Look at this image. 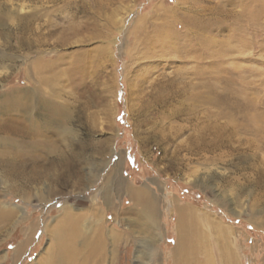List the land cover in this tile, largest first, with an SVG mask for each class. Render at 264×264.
Masks as SVG:
<instances>
[{"label":"rangeland","instance_id":"1","mask_svg":"<svg viewBox=\"0 0 264 264\" xmlns=\"http://www.w3.org/2000/svg\"><path fill=\"white\" fill-rule=\"evenodd\" d=\"M41 36L45 44L34 43ZM39 55L66 70L53 97L32 73ZM204 83L216 86L219 113L213 120L201 113L199 123L231 119L236 126L215 151L197 155L177 145L196 140L197 120L167 118L155 128L160 105L148 117L139 113L164 85L178 92L169 100L181 108L189 94L205 93ZM6 123L21 132L5 135ZM179 124L186 128L172 139ZM5 154L23 162L22 176L34 172L40 180L21 179L14 191L17 180L0 165V202L15 210L13 224H0V264L63 260L56 231L66 210L83 214L81 228L91 238L97 223L121 231L115 255L107 240L102 264L204 260V251L184 254L183 242L178 246L177 205L230 229L222 242L211 237L215 264H264V0H0ZM116 164L128 186L159 198L157 221L149 222L126 190L112 193L114 208L104 202L100 187ZM69 173L68 182L50 180Z\"/></svg>","mask_w":264,"mask_h":264},{"label":"bare ground","instance_id":"2","mask_svg":"<svg viewBox=\"0 0 264 264\" xmlns=\"http://www.w3.org/2000/svg\"><path fill=\"white\" fill-rule=\"evenodd\" d=\"M22 29H24V27ZM26 29L29 31H33L32 26H29V25L26 26ZM43 37L44 36H41V38L37 37L38 39H36L34 43L36 44L39 43L40 45L45 44L46 41L44 40ZM30 42L33 43L32 41ZM40 56L41 55H39L35 60V63L32 68V73L34 74L36 79L39 81V85L45 84L51 88V89L49 88L51 91L49 95L53 97L61 93V91H59L58 89L59 85L57 86V84H58V81L62 79L61 76L63 72L65 73L66 70L61 71V69L59 68L56 69L53 66V63H51V61L42 60ZM167 87L168 85L167 86L164 85L163 87H161V89L158 90V93L154 97H152L151 100L147 101V103L142 107L139 113L141 114V116L148 117L150 113H153L152 109L154 108V106L160 105L162 109H159L158 112L160 113L159 119L161 120L156 122L155 128L158 127L159 125H162L165 119L167 118L185 116L186 118L184 119L189 123L192 119L197 120L199 118V115H201V113L205 115L204 116V118L206 117L205 119L208 118L210 120H213L212 119L213 115L219 113L218 111H216V107H214V105L217 104L220 100L219 95L217 93H214L216 91L215 85H210V84H205V83L201 84L202 89L204 88L203 91L206 90L207 92L205 91L204 94L203 92L201 94L199 93L189 94L188 93L189 97L186 96L184 100H181V101L179 100L180 103L183 105V107L181 108H177L175 105L173 106V101L169 100V98L175 92L176 93L178 92L173 89L170 92H167L169 91ZM185 92H187V89H185ZM40 93L47 95V93H43V91H40ZM182 94H183V91H182ZM201 106L206 107V109L204 110L200 109L199 107ZM55 108L56 107L53 108L54 114L56 113V110L58 107L56 109ZM234 122L235 121H232L231 119H229L224 124H220L217 121H210L208 123L200 124L199 121L197 120L196 122H194L195 129H197V132H198L196 136V140H192L191 139L192 137L189 138L190 141L185 146L181 145V142H179L177 143L178 148L180 149L184 147L185 149L188 150L189 153L197 154V155L202 154L206 149L215 151L216 147L218 146L217 145L218 142H221V137L223 136L222 134L234 133L233 128H235L236 126ZM5 125L6 127L4 126V128H1V131H3L5 135H9L12 132L19 134L21 132L20 130H22L16 124L8 125L6 123ZM247 126L249 125H246V127ZM155 128L154 130L156 132ZM185 128H186V124H179L176 127L174 126L173 130L171 131L173 134L172 139H178V137L183 133ZM166 136L167 134H164L162 137L166 138ZM48 148L49 147H45V149H48ZM52 155H58L59 158H61V160H64V158L66 157V155L62 153L61 151L60 152L55 151L53 152ZM66 164H68L66 161L61 162L63 172H66L67 170L68 165ZM0 165L3 166V170L5 171L6 175L11 176L12 180H17V181H13V184H12V189L14 191H17V192L21 191L19 187V183H22L21 179L26 178V180L28 181L25 180V184H28V185H30L29 183H32L29 181L40 180L39 177H36L35 175L36 173H34L33 171H32L33 174L31 173L30 175L22 176V170L24 166L23 162L18 163L15 156H10V154H5L3 157H0ZM33 168L35 167L33 166ZM69 175L64 179L57 177L58 174L57 176L52 175L50 177L51 178L50 180L51 182H54V181L56 182L61 181V183L68 182L72 178L73 174L69 173ZM102 183L103 185L100 188L103 193V197L105 198V201H104L105 203L111 204V205L113 204V208H114V203H112V193L113 192L119 193L121 190H126V193L135 203L134 205L141 207L142 214L144 215V217L149 222H152V223L157 221V216H158L157 211L159 210V205H160L159 198L154 196L152 193L146 191L143 188H133L131 186H128V184L125 182L123 177L119 175V166L117 164L112 169L110 174L106 175ZM93 209H96V208H93ZM176 209L178 211L177 213H179L178 228L180 232V237H179L178 246L180 247L181 246L180 244L183 242L184 245L182 246L183 247L182 250L184 254L185 252L191 254L196 251H197L196 253H200L204 251L203 253H205L206 255L204 260H199V259L191 260L187 255L186 257L189 258V259H186L188 264H215L212 261V256H211V253L209 252V249H207L208 246L209 247L212 246L211 237L215 235L214 238L216 242L218 243L222 242L223 240L227 239V236L231 232L230 229L228 230L216 222H209L205 220L207 219L205 217L207 215L202 217L199 213L193 210L192 207H189V206L181 207L177 205ZM86 215H88V213ZM97 215L98 214L96 212V216ZM116 215L118 214L116 213ZM106 216L107 218H109L108 215ZM14 217H15V210L12 207L0 202V224L11 225L13 224ZM97 217H98V220L101 219L99 215ZM81 219H83V214H81L80 216H75L73 215V213H71V211L67 212V210L61 216L60 223L57 225L56 239L59 245L58 253L60 256H62L61 259L62 258L64 259L61 261H58V263L56 264H102L104 259H108L107 249L109 248H107L108 247L107 240L109 239L113 240L112 254L113 255L116 254L115 244L117 243V241L121 239V237H123L121 231L115 228L109 229L107 228V225L105 223H101V224L97 223L95 224V226L91 225L92 228L93 227L95 228L94 237L91 238L89 234H87L86 232L82 230L81 224H83V222L81 221ZM200 220H205L204 222L205 228L201 225ZM208 220L210 219L208 218ZM198 244H200L204 248L197 249L198 246L200 247V245ZM180 248H177L176 250L177 253L175 254H177V256H178V253L182 252V250L181 252H179ZM18 252L19 250L15 251L16 254H18Z\"/></svg>","mask_w":264,"mask_h":264}]
</instances>
